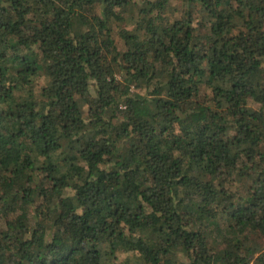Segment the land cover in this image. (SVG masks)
<instances>
[{"label": "trees", "instance_id": "obj_1", "mask_svg": "<svg viewBox=\"0 0 264 264\" xmlns=\"http://www.w3.org/2000/svg\"><path fill=\"white\" fill-rule=\"evenodd\" d=\"M125 255L264 264V0H0V264Z\"/></svg>", "mask_w": 264, "mask_h": 264}, {"label": "rangeland", "instance_id": "obj_2", "mask_svg": "<svg viewBox=\"0 0 264 264\" xmlns=\"http://www.w3.org/2000/svg\"><path fill=\"white\" fill-rule=\"evenodd\" d=\"M126 256V255H125ZM125 256H122L121 258H120V261H119V263H117V264H134L136 261V258L135 257H133V255H127L126 257ZM132 257V259H130V257Z\"/></svg>", "mask_w": 264, "mask_h": 264}]
</instances>
